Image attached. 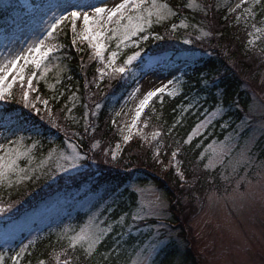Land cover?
<instances>
[{"label":"trees","instance_id":"trees-1","mask_svg":"<svg viewBox=\"0 0 264 264\" xmlns=\"http://www.w3.org/2000/svg\"><path fill=\"white\" fill-rule=\"evenodd\" d=\"M94 1L83 0L84 3ZM190 1L157 0L158 4L163 3L172 13L164 21L156 22L153 18L152 28L149 29L152 35H160L163 39L142 42L141 57L133 62L123 79L108 73V76L103 77V82L101 81L97 69L103 70L107 61L101 63L86 41L82 44L79 42L73 47L71 24L63 25L55 33L61 50L51 56L47 70L42 69L43 76L38 75L33 81L35 90L29 92V101L37 103L41 109L39 115L30 107L23 106V91L26 88L22 89L19 84L14 85L12 95L3 101L0 110V126L9 127L4 132L1 143H4L6 138L18 141V144L6 146L19 147L21 151L27 152L29 158L19 161L20 167L37 168L39 176L38 180H31L19 172L5 178L3 185L0 186V207L10 210L0 215L2 226L0 228H12L19 222L27 220L30 215L46 209L53 202H63V206L71 208L74 203L100 193L114 195L124 188L127 192L129 186L134 184L139 186L152 184L163 191L170 201L168 210L172 217L170 220V223H173L172 230L178 232L179 238H183L186 243L184 246H187L181 252V246L178 247L179 245L172 239L169 245L159 249L155 264H178L180 259L183 260L181 264H199L192 249L193 244L187 242L192 234V221L200 215L210 192L220 190L222 186L221 179L207 172L205 168L207 161L203 155L211 143L221 141L227 135L228 132H221L222 124L227 119L234 118L238 121L234 123V128L249 113L251 92L247 84L257 86L258 79L262 78L264 50L259 47L253 50L247 48L249 36L254 28L245 23L235 22V17L241 12V9H238L230 14L236 0H194L196 3L194 8L190 6ZM205 5L209 6L207 15ZM256 14V26L264 24L261 22L264 21V15L260 13L259 8L256 9ZM28 20L30 19L24 15L22 5L16 0H0V28L5 35H14L22 27H26ZM173 25L176 26L175 31H170ZM202 28L208 30L210 34L207 41L196 39ZM189 38L193 42L185 44L184 40ZM116 43H118L116 40L109 42V52H106L105 56L110 55V51L117 50ZM77 47L82 51L78 52ZM123 47L121 45L117 64L123 63L127 56L136 50L134 47H124L123 50ZM172 63L189 65L185 71L181 95L172 98L164 94L162 104L160 99L154 98L141 119L142 122H147V127L139 123L140 131L126 146L122 157L113 161L110 155L105 156L104 153L113 152L115 145L120 141L118 128L125 119L129 104L122 111L121 119L115 126L112 121L115 120V113L127 99L136 82L151 70H165ZM94 80L100 84L99 89L92 83ZM262 93L264 98V90ZM33 97L39 99L33 100ZM53 97L57 99L54 100ZM44 99L49 101L48 107L53 116L58 117L57 123L68 126V136H65L63 131L50 127L46 119H42L46 116L42 104ZM196 100H199L198 108L181 111L189 102L195 103ZM218 102H222L226 114L211 123L204 134L193 139L190 144H184L183 141L187 139L192 129L204 118V111L215 109ZM95 103L102 105L96 116H90V121L96 125V132L83 136L86 111L84 105L88 104L90 109H94ZM67 108H71L72 111L68 112ZM18 113L20 114L12 117L10 122L8 118ZM178 119L181 122L172 128ZM34 125L42 126V136L30 139ZM169 129L172 132L171 137L167 135ZM154 131L162 132L157 140L152 139L151 133ZM20 132L24 134L19 135ZM74 132L81 136L80 141L76 140L77 136H72ZM70 138L75 140L79 150L88 155L87 162L92 170L87 169L56 181L52 180V174L41 177L42 160L52 149H56L57 152L62 150ZM82 138L88 139L91 144L81 142ZM175 140L181 141L177 158L182 162L181 169L185 181L175 175L173 166H168L166 172L160 168L161 165L166 166L170 160L172 148L168 145L174 148ZM90 145L98 148L94 152L95 156L89 152ZM161 145L169 155L162 158L164 151H161L160 160L163 163L158 162L154 156ZM223 185L225 186V183ZM72 214L76 216L77 227L83 225L89 217L88 213H81L78 210H72ZM22 236L25 237L26 234L23 233ZM112 237L110 236L100 246L101 252H110L115 246L116 242H113ZM19 241H16L15 245ZM7 252H13L11 247ZM7 252L0 247V253L6 255ZM128 254L131 253L122 250L121 254L115 257L117 254L112 252L109 258L125 264L129 259ZM63 259L59 261L62 262ZM40 260L45 264H57V260L47 251L35 252L30 257L27 255L25 264H39Z\"/></svg>","mask_w":264,"mask_h":264},{"label":"rangeland","instance_id":"rangeland-1","mask_svg":"<svg viewBox=\"0 0 264 264\" xmlns=\"http://www.w3.org/2000/svg\"><path fill=\"white\" fill-rule=\"evenodd\" d=\"M19 1L23 3L27 13H32L34 17L28 22L27 27L20 30L16 36H13L12 38L5 36V39L0 36V64H6L9 59L21 52H23L24 55H35V53L30 54L25 50L29 45L36 43L39 39H44L48 27L46 22L53 18V13L56 15H68L67 9L69 6H73L71 7L72 11H78L79 5L82 4L80 0H64L62 4L59 3V0H44L42 4L36 3L39 0H35V6L33 0ZM238 2L239 0L236 1V3ZM190 3L192 8L196 7L194 0H191ZM159 5L165 6L163 3H159ZM90 6L111 5L109 0H96L92 5L86 4L82 13H94V7ZM248 6H250V4L243 5L242 7ZM168 10L167 7H165L166 14L169 12ZM231 13L233 12L231 11ZM168 18L169 15H167L166 19ZM245 20L246 17H241L239 23L244 24ZM69 22L70 21H65V23ZM235 22L237 23L236 19ZM185 25H187L186 22ZM246 25H251V22ZM10 26L12 25L10 24ZM256 29H259V31ZM82 31L83 22L82 19H80L77 21V32L82 33ZM205 33H208V35H205ZM209 36L210 34L208 30L205 28L200 30L199 37L201 40H206ZM249 37H251L249 40L251 43H248L247 48L253 50L259 47L264 49V24L256 26ZM77 41L78 43L80 42L79 37H77ZM52 43H55L58 46V51L61 50V46H59L56 39L52 41ZM124 49L125 48L123 47V50ZM119 57L120 53H118L117 63ZM20 64H24V61L20 60ZM187 67L188 65L186 64H172V66L165 71L160 72L157 69L151 70V72L147 73V75L136 84L137 86L135 89L139 87L140 91L135 92L134 89L130 94L129 99L121 105L120 110L117 112L120 113V115H117V113L115 115V119L118 120L116 122L117 124L121 119L122 110L131 99L130 109L125 116L126 119L121 122V125L118 128L122 129V131L119 130V139L121 140L119 143L120 148L117 149L115 147L114 149L117 157L116 160L121 157L122 149L125 145L123 136L128 135L131 121L135 117V108L143 98V95L149 90H154L155 87L162 86V84L167 83L168 80L174 81V83L169 86V90H175L176 94L171 97L173 98L181 95L184 84V72ZM108 73L112 74L108 71L106 75H108ZM258 80L257 86L247 84L249 91L251 92L249 95V113L245 116L247 117L248 122L242 127L241 122H239L238 126L233 128L234 123L238 121L234 118L227 119V121L222 124L226 126H222L221 132H228L229 128L232 129H230L228 134L225 135L221 141L211 143L203 155L207 161L206 165L209 164V161L214 159V152L218 150L220 145L225 142V138L229 135L236 137V142L231 152L232 156H235L250 138H255V143L251 145L250 155L252 156V160L250 163L240 164L235 168V171H233L231 165L221 167L219 164H215L213 167L207 168L208 173L211 172L213 175H216L219 180L221 179L222 186H220V190L210 192L207 197V203H204V208L201 210L200 215L192 221V234L188 237L187 242L190 243V245L193 244L192 249L197 255L199 264H264V127H262V125H264V98L262 96V90H264V74L262 75V78L260 77ZM7 82H11V77H9ZM54 86L55 84H53V87ZM133 93L135 94L133 95ZM4 100H0V107L3 105ZM218 118L220 117H216L212 123ZM90 119V116L87 120L84 119L85 123L90 121ZM208 126H210V124L201 128L193 139L204 134ZM3 131L4 130L0 128V137L2 136ZM139 131L140 128L133 129L132 138H135ZM21 134H23V132H21ZM80 139L81 136H77L76 140L80 141ZM81 142L91 144V141H88L86 138H82ZM71 143L74 144L73 142ZM158 148L160 152L164 151L162 158L164 156H169L168 154H164L166 152L162 145L158 146ZM77 150H79V147H77ZM96 150H98V148L91 147L90 145L89 152L94 154ZM60 152H63L65 155H71L72 148L66 142L62 150L53 154L52 159H49V152L41 162L43 165V170L40 174L41 177L52 174V180L56 181L59 178H67L84 170L87 171V169L90 171L92 170L87 161L83 162V165L78 169L70 170L68 172L57 170L58 166H62L65 163V161L57 158V155ZM169 167L163 165L160 166L164 172H166V169ZM223 183H226L227 187L231 190L229 189L227 191V188ZM157 194H161L165 201L163 223L166 227L162 230L163 244L160 249L169 245V242L174 239L176 244L179 245L178 247L181 246L182 252L187 246H184V244H186L184 239L179 238L178 232L173 231L171 224L168 223L172 217L168 210L170 207V201L166 198L165 193L152 184H147L145 186L134 184L129 186L127 192H125L124 188L123 190L114 193V195H112V193H100L92 197L84 198L81 202L74 203L71 208L63 206V202H53L46 209L30 215L27 220L20 222L14 227L7 228L6 230L0 229V245L9 247H12V244L17 238H19V235L22 234V232L31 233L28 239H22L19 245L14 248L12 247V253L4 255L5 264H11L10 257L13 256L15 252H18L20 247L24 245H28V248L26 253L23 254L20 264L26 263L27 255L30 257L31 254L35 252L41 253L45 251L51 255L54 253L53 257L56 260L67 256L71 261V264H123L121 261L114 262L111 258L105 260L104 257L99 254L103 253L100 251V246L105 243L110 236H114L115 230L119 229V226L116 225L115 221L119 219L120 215L134 210L139 206L141 201L145 205L149 204ZM105 201L107 202V206L111 207L113 211L110 214L106 211L100 212V220H104L106 215L109 217L101 226L107 227V224L111 223L114 231L106 237L101 245L98 246V253H94L91 258H88L86 251L79 245L77 246L75 253H72L69 249L68 238L76 235L82 227L86 226L89 222V217L83 225L77 227L76 219L66 215V213L72 215V210L76 209L81 213L86 212L89 214L90 208H92L93 205H97V208H99L105 204ZM62 213L65 214L63 215ZM128 223H131L130 215L126 217V224ZM147 223L149 225H155L157 221L152 217L149 218ZM154 231V228H142L139 232L133 231L131 237L125 235L123 239L120 240L119 253L121 254L122 250L131 253L130 255L128 254L129 259L125 264H135L137 252L148 246L152 239V232ZM113 242H115L114 239ZM66 252L70 253L65 256L64 253ZM115 257L118 256L116 255ZM156 258L157 254L154 256L155 260ZM180 260L181 261L178 260V264L183 262L182 259Z\"/></svg>","mask_w":264,"mask_h":264},{"label":"snow or ice","instance_id":"snow-or-ice-1","mask_svg":"<svg viewBox=\"0 0 264 264\" xmlns=\"http://www.w3.org/2000/svg\"><path fill=\"white\" fill-rule=\"evenodd\" d=\"M111 6H90L94 7V13H80L78 11H72L69 6L67 11L68 15H56L53 13V18L47 21L46 36L44 39H39L36 43L29 45L25 50L28 53H35V55H24L23 52L13 56L7 61L6 64H0V100L6 99L8 96H11V89L14 85L19 84L23 91V106L25 108H31L38 115L41 111L37 103H31L29 101V92L34 91L33 81L37 79V76H43V70H47L48 62L51 59V55H54L58 51V46L55 43H52L56 39L55 33L60 28L65 21H70L71 30L73 33L72 45L73 47L77 46V37H79L80 43L87 42L88 46L93 49L94 56L100 58L101 63L107 61L104 64V69H97L99 73V78L102 80L108 71L112 74L119 76L121 79L125 78L130 71L131 66L134 61H137L141 57V48L142 42H148L151 40H160L163 39L160 35L153 36L149 29L153 25V17L156 18V22H160L167 18V15L172 13L169 11L165 13V7L159 5L157 0H109ZM248 7H242L243 5H249ZM208 5H205V15H207ZM260 9V13L264 15V0H239L235 4V7L231 9L232 12H236L237 9H242L239 15L235 17L237 23L241 20V17H246L245 23L251 22L252 28H256V9ZM82 19L83 22V31L82 33L77 32V21ZM227 19V17H226ZM264 22V21H261ZM187 27V25H185ZM176 26L173 25L170 31H175ZM259 31V29H256ZM208 35V33H205ZM197 40L200 37H196ZM116 40V49L115 51H110V55L105 56L106 52H109V42ZM193 41L191 38L184 40L185 44H191ZM251 43V41H249ZM121 45L124 47L132 46L136 50L132 55H128L127 58L121 64H117L118 53L121 50ZM78 52L82 51L80 47L76 49ZM20 60L24 61V64H20ZM27 69V75H26ZM11 77V82H7ZM95 84L96 88H100V84L95 80L92 82ZM139 83V81L137 82ZM174 83L173 80H168L167 83H163L160 87H155L154 90H149L146 94L143 95V98L139 101V104L135 108V117L131 121V126L128 129V135L123 136L124 143L127 144L132 138V130L138 128V123H143L144 127H147L146 121H141L142 114L145 109L150 106L154 98L160 99L161 104L163 103V96L167 93L168 96H174L175 90H169V86ZM140 89L137 87L135 92H139ZM135 93H133L134 95ZM38 97H33V100H38ZM53 99H57L53 97ZM44 105V110L46 113L45 117L47 124L56 128L57 131H63L65 136H68V126L57 123L58 117H54L52 111L48 107L49 101L44 99L42 101ZM102 105L100 103H95V108L90 109L88 104L84 105L85 113L84 119L87 120L89 116H96L99 109ZM199 107V100H196L195 103L189 102V105L186 108H182L181 111L185 112L191 109H196ZM68 112H71V108H67ZM226 114V110L222 105V102H218L215 105V110H205L204 118L196 124L195 128L192 129L191 133L188 135L187 139L183 141L184 144H190L194 136L200 131L201 128H204L206 125L212 123L216 117H223ZM120 115V113H117ZM181 122L180 119L172 125V128H175L177 124ZM247 117L241 121V127L246 124ZM113 125H116V121H112ZM226 126V125H222ZM40 125H34L32 132L29 138H39L42 136ZM264 127V125H262ZM122 131V129H118ZM96 132V125L91 121H88L84 125L83 136H88L90 133ZM77 133H72V136H77ZM161 131H154L151 133L152 139L157 140L161 137ZM167 135L172 136L171 129L168 130ZM23 139V138H21ZM94 139V137H93ZM236 142V137L229 135L225 138V142L220 145L218 150L214 152V159L209 161V164L205 165V168H211L215 164H219L221 167H226L231 165L233 171L240 164L250 163L252 160L251 145L255 143V138H250L241 148L235 156L231 155L233 146ZM18 141H13L10 138H6L4 143H0V186L3 185L4 180L7 176L12 173L22 172L25 178L31 180H38L39 176L37 175V168L31 166L26 168H21L19 161L28 157L27 152H23L19 147H8L6 145L18 144ZM67 144L72 148L71 155H65L63 152L58 153L57 158L65 161L62 166H58L59 171L68 172L70 170L78 169L83 165V162L88 160V155L83 153L82 150H77V146L71 143L69 139ZM175 147L168 145L171 150V159L169 164L176 166L179 164L177 161V156L179 154V148L181 147V141H174ZM95 147V145H93ZM116 148L119 149L120 145L117 144ZM56 149H52V152L49 153V159H52L53 154L56 153ZM167 155L168 153H164ZM105 156L110 155L112 160H116L115 152H105ZM155 158L158 162L163 163L160 160L161 152L159 148L154 153ZM227 158V164H226ZM31 172V175L29 173ZM46 174V173H45ZM178 174L181 177V180H184L183 172L178 169ZM11 187V183L9 184ZM165 207V201L161 194H157L155 198L145 205L142 201L139 206L134 210L125 212L123 215H120L119 219L115 221L116 225L119 226L118 230H115V234L112 237L116 242L115 246L107 253H99L104 257L105 260H108L112 252H115L119 256L120 240L123 239L125 235L131 237L133 231H141L142 228H154L155 231L152 232V239L149 242L146 248L141 249L136 254L135 264H155L154 256L158 253L161 245L163 244L162 230L166 227L163 223L164 213L163 209ZM10 209H4L0 207V215H3L6 211ZM106 211L110 214L113 209L107 206V202L103 206L97 208V205H93L89 211V222L86 226L82 227L80 231L69 237V249L72 253H75L77 246L79 245L83 248L88 258H91L94 253H98V246L101 245L106 237L114 231L113 225L111 223L107 224V227H102L101 225L109 218L107 215L104 220H100V212ZM130 215L131 223L126 224V217ZM154 217L157 221L155 225H149L147 221L149 218ZM31 243V242H30ZM28 245L20 247L18 252H15L13 256L10 257L11 264H20V261L23 257V254L26 253ZM0 264H5L4 254L0 253ZM39 264H45L43 260L39 261ZM57 264H60L59 259ZM63 264H71V261L67 256L63 260Z\"/></svg>","mask_w":264,"mask_h":264}]
</instances>
